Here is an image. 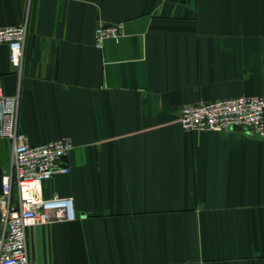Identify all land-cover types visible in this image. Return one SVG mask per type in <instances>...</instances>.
Here are the masks:
<instances>
[{
  "label": "crops",
  "instance_id": "crops-1",
  "mask_svg": "<svg viewBox=\"0 0 264 264\" xmlns=\"http://www.w3.org/2000/svg\"><path fill=\"white\" fill-rule=\"evenodd\" d=\"M25 19L20 71L0 45L2 88L31 146L72 142L42 188L76 212L27 230L31 264H264V138L178 121L264 97V0H0V29ZM12 160L0 140V195Z\"/></svg>",
  "mask_w": 264,
  "mask_h": 264
},
{
  "label": "built area",
  "instance_id": "built-area-1",
  "mask_svg": "<svg viewBox=\"0 0 264 264\" xmlns=\"http://www.w3.org/2000/svg\"><path fill=\"white\" fill-rule=\"evenodd\" d=\"M28 31L27 19L21 26L0 29V45L10 51V63L20 71L24 62V46ZM124 25H100L96 30V47L107 40L119 41ZM18 96H7L0 78V140L12 145L13 160L2 177L0 213V264H31L27 249V230L52 221H74L76 212L71 199L43 197V184L57 174L69 173L63 159L73 150L70 140L61 139L31 146L19 131ZM188 131L226 132L240 130L264 138V97H240L184 106L179 119ZM14 188L17 203L13 202Z\"/></svg>",
  "mask_w": 264,
  "mask_h": 264
}]
</instances>
